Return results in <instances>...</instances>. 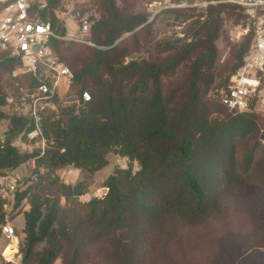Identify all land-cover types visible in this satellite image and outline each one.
<instances>
[{"label": "trees", "instance_id": "16d2710c", "mask_svg": "<svg viewBox=\"0 0 264 264\" xmlns=\"http://www.w3.org/2000/svg\"><path fill=\"white\" fill-rule=\"evenodd\" d=\"M11 1L0 0V11ZM62 1L46 0V7H32L30 14L62 34L65 27L57 17ZM135 4L92 0L77 6L79 15L99 12L91 27L96 46L50 40L54 54L74 73L69 95L87 91L91 99L78 111L65 107L58 118L43 113L42 134L32 142L45 139L44 150L10 145L22 131L36 128L28 116L11 118L9 137L0 143V175L33 157L37 164L19 186L12 210L29 205L20 264H179L178 252L186 257L191 230L222 215L246 183L262 181L264 117L230 110L219 90L209 96L219 77L216 41L224 15L236 7L217 3L205 11H179L183 21L190 19L184 38L147 49L151 22ZM251 37L235 50L234 73ZM142 51L147 57L136 58ZM19 65L18 57L0 55L2 96L7 87L17 96L38 83L31 73L13 76ZM229 82L218 84L227 89ZM110 153L127 158L128 166L105 179L108 192L102 199L79 200L85 183H66L56 174L67 165L96 173ZM6 215L0 202V225ZM257 234L253 250L262 244ZM225 249L232 262L236 245Z\"/></svg>", "mask_w": 264, "mask_h": 264}, {"label": "built area", "instance_id": "2783aa9c", "mask_svg": "<svg viewBox=\"0 0 264 264\" xmlns=\"http://www.w3.org/2000/svg\"><path fill=\"white\" fill-rule=\"evenodd\" d=\"M8 1V0H2ZM212 3L216 1H211ZM220 3L232 5L238 9L245 22L241 35L250 34L251 45L245 54L243 64L232 75L227 89L219 92L223 103L236 113L256 111L264 106V0H219ZM34 3L39 8L46 7L45 0H13L0 11V55L16 56L20 65L12 71V75L31 73L38 81L35 86L21 88L19 95L0 93V122H4V131L0 135V143L4 144L9 135L11 118L14 114L30 117L36 128L30 132L22 131L9 140L10 145L22 150L28 149L30 142L41 134L40 122L44 112L58 118L65 107L72 106L78 111L91 99L84 91L81 96H71L70 88L74 80L73 71L54 54L50 40L58 38L65 42H81L92 44L91 25L89 20L79 14H70L75 28L64 24L65 30L58 33L49 21H42L31 16ZM240 38L232 35L231 39ZM46 141L45 139H41ZM44 150V147H42ZM36 169V158H30L19 167ZM7 169L0 175V202L7 211L5 222L0 225V264H20L21 253L18 228L13 223L10 213L15 203L16 192L21 185L18 168ZM108 187L91 194L80 195L83 202L93 198L102 199ZM12 254L6 253L7 249Z\"/></svg>", "mask_w": 264, "mask_h": 264}, {"label": "rangeland", "instance_id": "374dc122", "mask_svg": "<svg viewBox=\"0 0 264 264\" xmlns=\"http://www.w3.org/2000/svg\"><path fill=\"white\" fill-rule=\"evenodd\" d=\"M91 1L92 0H63L57 8L58 19L62 21L63 24L69 25L70 28H75V25L70 18L68 19V16L70 14H76L74 11L78 5L88 4ZM211 1L216 2L212 3ZM217 3H220L219 0H136L134 10L146 14L148 16V22H151L152 40L147 49H153L157 45L162 46L169 40L184 38L185 30L190 19L183 21L182 16L179 15V11L189 8H198L200 11H205L208 5ZM32 7H38V4L34 3ZM80 17L88 19L92 27L94 20L99 18V12H96L95 9H87ZM244 28V17L238 9H235L234 14L231 16L224 15L222 33L220 38L216 41V46L218 48L217 69L219 77L217 78L213 90L209 92V96L223 89L224 84H218L221 79L229 81L232 75H234L233 69L236 63L235 50L250 36V34H240ZM232 35H240V38L237 39L235 37L234 40H232ZM91 42L92 44H84L96 46L92 39ZM147 55L148 53L146 51H142L136 54L135 57H147ZM6 89V95H14L10 87ZM256 112L264 117V106H259ZM4 127V122H0V135L3 133ZM247 141L250 145H253L255 137L252 135ZM29 144L31 149L32 147L45 148L47 146L46 141L41 139L30 142ZM127 166V158H122L115 153H110L108 154V164L96 173L90 174L82 172L72 165H67L58 168L56 174L66 183H85L87 189L84 194L89 193L92 195L105 187V179L115 168H126ZM21 168L22 170H20L21 172L19 173L21 175V181L23 182L33 171L26 166H22ZM134 169H138L137 163L134 164ZM259 173L260 176L263 177L262 181L246 183L239 193L230 197L225 212L222 215L216 217L214 221L209 224L195 227L191 230L192 239L190 244L186 247V257L182 258L181 253L178 252L179 264H264V161L259 165ZM27 205L28 204L24 202L17 210L10 213L11 219L14 220L15 226L19 229L23 226V220L21 217H16L19 213H24ZM255 225L259 227L258 230L255 228ZM258 231L259 236L262 238L260 239L262 244L253 250V244L256 243L258 238ZM18 237L20 245L22 240V233L20 230H18ZM2 243L3 241H0V245H2ZM234 244L237 247L234 254L235 259L230 262L228 260L230 254H225V248ZM9 251L11 252L10 254L14 252L10 250V248L8 249V252ZM183 260H186V262H183ZM56 264H58V262Z\"/></svg>", "mask_w": 264, "mask_h": 264}, {"label": "crops", "instance_id": "0c3cea01", "mask_svg": "<svg viewBox=\"0 0 264 264\" xmlns=\"http://www.w3.org/2000/svg\"><path fill=\"white\" fill-rule=\"evenodd\" d=\"M18 170H19V172H21L20 170H22V168L21 167H19L18 168ZM29 208V206L27 205V208H26V210ZM18 217H21L22 218V220H23V226H22V228L24 227V213H19L18 214V216L16 217V218H18ZM13 223H14V220H13ZM15 224V223H14ZM22 228H18L20 231L22 230ZM6 253H8L9 255H10V251L8 252V249H7V251H6Z\"/></svg>", "mask_w": 264, "mask_h": 264}]
</instances>
